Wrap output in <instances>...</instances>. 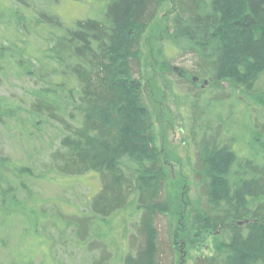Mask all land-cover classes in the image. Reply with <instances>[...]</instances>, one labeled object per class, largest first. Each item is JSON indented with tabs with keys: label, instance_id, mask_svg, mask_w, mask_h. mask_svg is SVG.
Segmentation results:
<instances>
[{
	"label": "trees",
	"instance_id": "obj_1",
	"mask_svg": "<svg viewBox=\"0 0 264 264\" xmlns=\"http://www.w3.org/2000/svg\"><path fill=\"white\" fill-rule=\"evenodd\" d=\"M58 1L0 0L1 72L33 83L29 105L0 94V127L55 121L62 145L48 170L100 175L89 211L60 217L99 249L85 264H173L183 197L177 203L170 189L144 52L167 0H99L101 15L71 23L53 8ZM163 35L159 76L184 119L199 208L187 226L219 231L214 252L193 264H264V0H175ZM180 57L191 64L175 71ZM9 165L0 144L5 216L28 201L19 189L32 197L25 175L33 172L22 164L18 184L9 183Z\"/></svg>",
	"mask_w": 264,
	"mask_h": 264
},
{
	"label": "rangeland",
	"instance_id": "obj_2",
	"mask_svg": "<svg viewBox=\"0 0 264 264\" xmlns=\"http://www.w3.org/2000/svg\"><path fill=\"white\" fill-rule=\"evenodd\" d=\"M101 3L99 0H59L53 3V8L71 23L78 18L101 15L105 8ZM174 6L175 0H167L157 21L146 34L145 91L154 114L157 140L164 156L170 189L178 194L174 201L178 203L179 198L183 197V204L181 201L179 204L183 208L177 209L176 215V252L173 264H193L197 254L214 252L213 242L219 231L211 228L189 230L187 226L190 223L188 220L191 208L199 209L190 166V147L186 139L184 119L173 101L175 98H172L164 80L159 76L157 63L159 49L167 42L163 34L172 24ZM4 64L7 63L0 60V67ZM190 64L186 57L172 61L175 71ZM8 71L11 77H5L0 69V94L21 98L22 102L29 105L33 96L32 81L23 77L12 78V71ZM175 73L177 72H170L169 76L173 78ZM224 83L229 84L228 81ZM174 88L179 93V89ZM21 115L25 116V113ZM24 121L10 122L9 126L0 127L1 150L10 161L5 171L7 182L18 184L22 164L33 172V175H25L32 197L28 198L22 189L18 191L21 201L28 199L26 204L18 210L14 207L13 214L8 216L3 215L1 212L4 211L0 210V264L91 263L98 256L99 249H95L96 246L89 248L86 243L77 239L73 226L66 225L60 217L62 214L89 211L90 201L101 187L100 175L97 172H87L71 176L48 170L52 164V151L62 145L63 135L58 128L60 125L52 121L50 124L42 122L35 126L26 118ZM30 131L33 134L28 135ZM166 221L163 215H159V223ZM107 230L111 231L109 228Z\"/></svg>",
	"mask_w": 264,
	"mask_h": 264
}]
</instances>
